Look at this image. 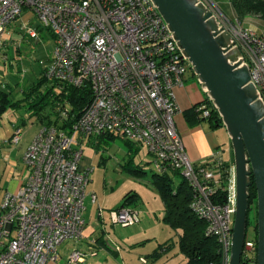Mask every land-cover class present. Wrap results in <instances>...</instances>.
Listing matches in <instances>:
<instances>
[{"label": "built area", "instance_id": "obj_1", "mask_svg": "<svg viewBox=\"0 0 264 264\" xmlns=\"http://www.w3.org/2000/svg\"><path fill=\"white\" fill-rule=\"evenodd\" d=\"M207 6L242 53L264 104V36L226 18L215 5ZM25 10L28 17L22 21ZM31 18L35 28L29 25ZM18 21L31 39L38 38V30L54 36L42 77L49 84L75 88L88 83L92 98L69 132L41 125L26 148L25 181L0 201V264L57 262L62 244L82 242L85 200L96 203L97 197L87 192L92 168L81 166L78 139L111 135L145 149L156 174L177 173L190 185V208L207 223L206 234L216 240L223 264H229L236 212L234 163L225 162L221 148L203 161L188 159L175 126L180 112L175 89L192 68L152 1L0 0V61L8 28ZM69 109L60 111V121L68 118ZM196 111L208 119L217 110L205 97ZM20 134L16 127L13 144ZM218 188L227 193L225 204L212 202ZM109 215L112 225L122 227L142 220L140 210L127 206ZM94 254L74 248L68 262L82 264ZM256 262L257 237L246 236L240 264Z\"/></svg>", "mask_w": 264, "mask_h": 264}, {"label": "water", "instance_id": "obj_2", "mask_svg": "<svg viewBox=\"0 0 264 264\" xmlns=\"http://www.w3.org/2000/svg\"><path fill=\"white\" fill-rule=\"evenodd\" d=\"M166 22L197 82L221 117L233 151L236 212L229 264H240L256 188L257 262L264 264V104L232 37L200 0H151Z\"/></svg>", "mask_w": 264, "mask_h": 264}, {"label": "crops", "instance_id": "obj_3", "mask_svg": "<svg viewBox=\"0 0 264 264\" xmlns=\"http://www.w3.org/2000/svg\"><path fill=\"white\" fill-rule=\"evenodd\" d=\"M227 1L230 4L229 0ZM12 39L16 40V38ZM7 41L6 38L4 48L9 53L12 46ZM5 64L14 75V63L7 61ZM8 85L13 86L10 81H7L5 87ZM205 97L197 81L183 83L181 87L175 89V99L180 108V112L174 118L175 126L182 138L186 155L191 162L196 163L207 159L216 149L221 148L224 151L225 162L232 164V147L224 127L212 129L207 121L193 125H189L186 121L184 112L199 105ZM21 107L9 108L0 114V201L6 192H17L24 183L23 155L41 127L32 112L25 110L21 114L18 111ZM27 116H30L28 120L25 119ZM36 123H39V128L31 132ZM28 124L29 128H27ZM16 127L21 128V134L19 142L13 144L11 138ZM81 166H90L84 157ZM88 186L87 192H90ZM102 199L105 204L106 197ZM138 199L142 202L141 205L127 207L140 210L142 220L139 224L133 225L137 228L124 231L122 228L115 230V226L111 224L109 218L111 209H105L98 204V198L96 203H92L87 197L84 211V239L79 244H62L63 250L61 246L59 260L48 264H70L68 255L74 248L95 252L82 264H186L187 259L179 251L177 232L162 221L164 204L159 195L154 190L145 196L139 195ZM110 228L115 230L113 235L109 231Z\"/></svg>", "mask_w": 264, "mask_h": 264}, {"label": "rangeland", "instance_id": "obj_4", "mask_svg": "<svg viewBox=\"0 0 264 264\" xmlns=\"http://www.w3.org/2000/svg\"><path fill=\"white\" fill-rule=\"evenodd\" d=\"M200 1L206 6L215 5L219 9L220 14H223L226 18L233 22H239L243 27L264 36V20L260 15L239 17L237 11L227 0ZM27 15L25 10L23 12L24 20L28 17ZM28 22L31 27L35 28L37 25L34 18H31ZM21 25V21H18L11 24L8 28L9 33L5 37L8 39L7 43H10L12 48H10L9 53L5 51L0 61V90L5 89L4 87L7 81H10L13 86L8 85L9 88H6V90L13 89L12 93L15 99L21 98L23 95L22 91L37 82L42 76L43 65L52 55L53 47V38L48 31L38 30V38L31 39L24 34L25 31L21 29ZM12 38H16V40ZM7 61L14 63V75L5 67V62ZM183 81L184 83L194 82L197 81V77L191 70H188L183 76ZM25 110L21 107L18 111L23 114ZM29 126L28 124L27 128ZM38 128L39 123H36L30 131H35ZM78 143L83 150L84 159L89 162L92 168L89 175L88 190L96 194L98 204L102 205L105 209L116 210L124 202L126 196L130 198L129 201L131 204L129 206L133 207V205L142 204L138 199L139 195L145 196L148 192L154 190L159 195L157 190L149 182L151 176L155 174V171L150 162V156L145 149L140 147L141 149L137 153H131L130 147L127 146L125 140L121 137L113 140L100 141L98 138H83L80 136ZM231 154L232 163H234L232 148ZM132 169H142L144 173L139 176H134L131 172ZM104 196L106 197L105 204L102 199ZM159 198L161 199L160 195ZM106 211L108 212L109 210ZM255 217L256 208L255 204H252L248 212L249 226L246 231L247 238H251L254 235L253 227L254 223H256ZM113 226H115V230L122 228L124 231L137 228V226ZM115 230L114 228H110L109 231L113 235ZM61 250H63V246Z\"/></svg>", "mask_w": 264, "mask_h": 264}, {"label": "trees", "instance_id": "obj_5", "mask_svg": "<svg viewBox=\"0 0 264 264\" xmlns=\"http://www.w3.org/2000/svg\"><path fill=\"white\" fill-rule=\"evenodd\" d=\"M229 2L237 11L239 17L260 15L264 20V0H229ZM48 33L52 38L54 37L50 31ZM4 88L0 90V114L9 108L22 106L27 111L32 112L41 125H55L67 132H69L71 125L82 115L92 98V91L88 83L81 88H75L60 84H49L42 76L37 82L22 91L23 95L20 99L13 98V89L7 91L6 88L9 87ZM67 106L70 107L68 118L65 121H60L59 113ZM197 106L184 112L189 125L207 121L212 129L223 127L221 117L217 111H212L208 119H203L199 117L196 111ZM118 137L120 136L111 135L98 137V139L100 141L113 140ZM124 140L127 146L130 147L131 153L135 154L141 149L126 139ZM131 172L134 176L144 173L142 169H132ZM250 178L249 204L250 208L252 204H255L256 208V188L253 177ZM149 182L157 190L164 204L162 221L178 234L179 251L187 259L186 264H223L222 256L217 252L216 240L206 234L207 223L195 215L190 208L192 199L190 185L177 173L173 176L155 173L151 176ZM129 200L130 198L126 196L120 207L131 204ZM212 202L225 204L227 193L218 188L212 197ZM248 226L249 219L247 215V228ZM253 230L254 236L257 237L256 223H254ZM155 255H157V252Z\"/></svg>", "mask_w": 264, "mask_h": 264}]
</instances>
